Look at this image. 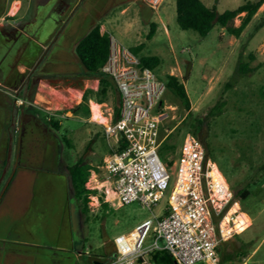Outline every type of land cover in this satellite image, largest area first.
<instances>
[{
	"label": "rangeland",
	"instance_id": "374dc122",
	"mask_svg": "<svg viewBox=\"0 0 264 264\" xmlns=\"http://www.w3.org/2000/svg\"><path fill=\"white\" fill-rule=\"evenodd\" d=\"M12 1L6 0L0 14V80L23 103L3 102L0 108V198L10 194L0 212V264L110 262L116 237L164 215L168 207L173 182L152 209L140 202L119 206L110 201L103 166L114 141L106 138L105 124L90 121L93 103L90 115L71 111L87 89L99 86L96 77L78 72L75 52L77 41L97 24L133 52L144 44L135 53L160 59L157 77L177 76L184 84L190 109L172 93L162 102L164 144L174 146L175 153L162 148L159 157L165 165L179 161L185 137L193 135L197 119L203 122L199 141L233 194L222 226L224 234L232 229L234 235L224 249L243 252L237 264H264V2L240 37L218 24L201 37L179 27L177 0H165L157 10L146 0H18L22 7L10 14ZM201 1L222 14L260 0ZM244 15L231 24L239 26ZM152 24L155 35L148 39ZM240 61L255 70L241 76ZM117 101L118 95L110 94L99 104L107 120ZM221 101L226 102L223 113L211 115ZM45 117L59 119L61 130L50 128ZM79 158L93 168L86 186L97 192L89 196L87 216L73 197L67 169ZM17 167L28 170L18 169L6 190ZM241 190H249V198L234 201ZM239 212L251 225L236 233Z\"/></svg>",
	"mask_w": 264,
	"mask_h": 264
},
{
	"label": "built area",
	"instance_id": "2783aa9c",
	"mask_svg": "<svg viewBox=\"0 0 264 264\" xmlns=\"http://www.w3.org/2000/svg\"><path fill=\"white\" fill-rule=\"evenodd\" d=\"M164 1L146 0L154 10ZM102 72L115 83L119 108L118 119L114 121L113 115L108 120L105 136L114 141L113 148L125 144L124 149L111 152L103 166L110 201L119 206L140 202L152 209L171 182L173 186L164 215L116 237L113 258L99 264H156L153 254L157 252L169 253L176 264H219V247L234 234H224L222 226L233 194L217 165L193 135L185 137L179 161L171 166L161 161L166 82L112 36Z\"/></svg>",
	"mask_w": 264,
	"mask_h": 264
},
{
	"label": "trees",
	"instance_id": "16d2710c",
	"mask_svg": "<svg viewBox=\"0 0 264 264\" xmlns=\"http://www.w3.org/2000/svg\"><path fill=\"white\" fill-rule=\"evenodd\" d=\"M263 2L264 0L247 2L234 10H227L220 14L215 7L205 6L201 0H177V23L182 30L194 31L201 37H206L216 24L226 28L230 35L240 37L262 6ZM3 3H6V0H4ZM243 13L245 15L242 17L240 25L237 27L232 25L231 23L234 19ZM155 27L154 24L151 25L148 39L154 37ZM143 48L144 44H141L134 51L138 53ZM109 50L110 35L106 32H101L100 24L95 25L87 34L77 41L75 52L79 61L78 72L84 77H96L99 80V86L97 90L87 89L84 92L82 101L71 110L74 116H80L84 112L87 115H90L89 103L91 100L98 104H103L108 101L110 94L115 95L117 99L118 94L113 79L111 76L102 72V68L109 56ZM141 61L144 67H148L152 70H155L160 65V59L157 56L141 57ZM254 70L255 68H251L248 63L243 61H240L237 67V72L241 76L249 74ZM164 81L167 85V93L175 95L186 109H190L191 101L186 88L180 79L177 76L167 75ZM225 105V101L219 102L211 111V115H221ZM118 115L119 108L117 101L114 110V121L118 119ZM45 121H47V117H45ZM47 124L55 131H60L62 128L61 122L57 118H51L47 121ZM192 127L193 136L201 141L198 133L203 127V122L197 119L196 124ZM164 143L165 141L162 143L160 149L167 148L168 151L175 153L174 146ZM67 144L69 148H72L70 141H67ZM124 148L125 144H121L117 149L112 148L111 152L122 150ZM207 157L209 156L207 155ZM172 164L173 161H170L169 166ZM67 169L70 176L73 197L76 200L81 213L84 216H87L89 213V196L97 193L95 190H90L86 186L93 168L85 163L82 158H79L69 165ZM249 196V190H241L235 194L234 201H244L248 199ZM102 205L103 207H107L108 203H103ZM226 245L227 242L225 241L219 247V264H237L240 262V257L243 252L234 251L229 253L224 249ZM153 260L156 264H176L175 260L167 252H157L153 254Z\"/></svg>",
	"mask_w": 264,
	"mask_h": 264
},
{
	"label": "crops",
	"instance_id": "0c3cea01",
	"mask_svg": "<svg viewBox=\"0 0 264 264\" xmlns=\"http://www.w3.org/2000/svg\"><path fill=\"white\" fill-rule=\"evenodd\" d=\"M13 2V5H12V7H11V9H10V14H15L16 12H17V10H18V8L21 6L22 7V3H21V1H18V0H13L12 1ZM14 8H15V11H14ZM14 17V16H13ZM18 71H22L21 70V68H20V70L18 69ZM13 92H15V91H13V90H11L10 88H8V87H4V85L2 84V82H1V80H0V108H1V110H3V104L4 103H11L13 106H14V104H16V103H19V100H21L20 99V97H17V95H16V93L15 94H13ZM84 94V93H83ZM82 97H83V95H82ZM82 101V100H81ZM4 102V103H3ZM3 103V104H2ZM90 103H96L95 101H93V100H91L90 101ZM90 103H89V105H90ZM96 104H98V103H96ZM5 111V110H4ZM7 114H8V112H7ZM90 121H93V120H90ZM90 123H94V122H90ZM113 147V146H112ZM3 159V161L1 162V164H2V166H6V160L8 159V155H6L5 154V156L4 157H2ZM4 164V165H3ZM1 168V167H0ZM3 168V167H2ZM20 169H23V170H28L27 169V167H19V170ZM32 169V168H31ZM19 170H16V172H15V174L13 175V177H12V180L10 181V183L8 184V187H7V189L6 190H8V188L9 187H11L12 188V186H13V181H14V179L15 178H17V175L19 174ZM6 174H7V171H5V175H4V178H5V176H6ZM0 178H1V175H0ZM3 178V179H4ZM2 179V180H3ZM2 182L3 181H1V183H0V185L2 184ZM8 193H4V195L0 198V212H1V209L2 208H4V200L6 199V196L8 197V196H10V194L9 195H7ZM110 196L112 197V194L110 193ZM109 196V197H110ZM31 201H33L32 199H30Z\"/></svg>",
	"mask_w": 264,
	"mask_h": 264
},
{
	"label": "bare ground",
	"instance_id": "6f19581e",
	"mask_svg": "<svg viewBox=\"0 0 264 264\" xmlns=\"http://www.w3.org/2000/svg\"><path fill=\"white\" fill-rule=\"evenodd\" d=\"M14 11H15V8H14ZM72 92V91H71ZM71 96V95H70ZM78 100V98H76ZM66 100H68L66 98ZM70 101V99H69ZM61 102V101H60ZM74 103V102H73ZM72 103V104H73ZM68 104V103H67ZM66 104V105H67ZM65 105V106H66ZM91 111H92V120L95 121V122H99V123H102V124H105L107 125V122L108 120L106 119V117L103 116L102 112H101V105L99 104H96V103H93L91 105ZM95 177V176H94ZM235 207V205H234ZM233 207V208H234ZM232 214L233 213V210H232ZM251 225V220L242 212H239L237 213L235 219H234V227H233V230L236 232V233H239L240 231L248 228L249 226ZM228 226V225H227ZM225 228V227H224ZM228 230V229H227ZM232 231L229 230L227 231V235H229V233ZM231 238V237H230ZM229 239V238H228Z\"/></svg>",
	"mask_w": 264,
	"mask_h": 264
},
{
	"label": "flooded vegetation",
	"instance_id": "af4514ba",
	"mask_svg": "<svg viewBox=\"0 0 264 264\" xmlns=\"http://www.w3.org/2000/svg\"><path fill=\"white\" fill-rule=\"evenodd\" d=\"M3 1L4 0H0V13L3 11V7H5V3H3ZM19 169V167H17V169L16 170H18ZM12 180V179H11ZM10 180V181H11Z\"/></svg>",
	"mask_w": 264,
	"mask_h": 264
},
{
	"label": "water",
	"instance_id": "95a60500",
	"mask_svg": "<svg viewBox=\"0 0 264 264\" xmlns=\"http://www.w3.org/2000/svg\"><path fill=\"white\" fill-rule=\"evenodd\" d=\"M98 264V263H97Z\"/></svg>",
	"mask_w": 264,
	"mask_h": 264
}]
</instances>
